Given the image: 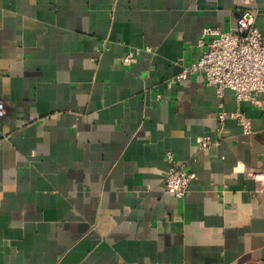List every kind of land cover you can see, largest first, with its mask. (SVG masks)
<instances>
[{"label": "crops", "instance_id": "crops-1", "mask_svg": "<svg viewBox=\"0 0 264 264\" xmlns=\"http://www.w3.org/2000/svg\"><path fill=\"white\" fill-rule=\"evenodd\" d=\"M239 1L0 0V264H264V94L167 85ZM168 153L195 174L182 199Z\"/></svg>", "mask_w": 264, "mask_h": 264}, {"label": "built area", "instance_id": "built-area-1", "mask_svg": "<svg viewBox=\"0 0 264 264\" xmlns=\"http://www.w3.org/2000/svg\"><path fill=\"white\" fill-rule=\"evenodd\" d=\"M248 0H240L236 8L240 18L235 31H223L218 27L206 26L201 30L198 46L201 53L196 62L185 66L181 72L167 81L169 87L178 84L190 75L201 74L208 87L215 89L219 99L224 97L226 91L235 95L236 102H248L259 107L264 94V34L255 25L257 14L264 16V9L250 12L242 9ZM138 54V52H135ZM134 54L129 53L123 57V63L133 60ZM217 114L222 127L226 117L234 119L242 126L246 133L250 132L249 119L236 110L227 114L223 111L220 101ZM4 105L0 103V115L3 114ZM216 139L209 137L200 139L197 146L202 149L216 145ZM169 168L162 180L163 186L174 197H185L190 183L195 179L193 172L187 171L183 164L177 163L170 153L167 154Z\"/></svg>", "mask_w": 264, "mask_h": 264}]
</instances>
